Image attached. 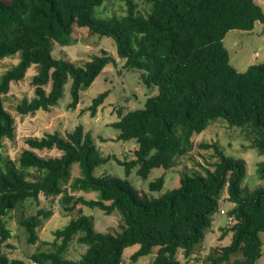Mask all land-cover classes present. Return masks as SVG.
<instances>
[{
	"label": "trees",
	"instance_id": "1",
	"mask_svg": "<svg viewBox=\"0 0 264 264\" xmlns=\"http://www.w3.org/2000/svg\"><path fill=\"white\" fill-rule=\"evenodd\" d=\"M124 1L125 14L96 17L95 8L104 0H0V60L19 54V60L0 73V264H122L124 250L133 245L138 246L129 256L132 262L153 251L149 264H193L196 258L187 262L214 222L224 190L231 203V224L225 230L231 239L210 264L235 253L241 257L231 264H256L263 245L264 161L258 167L263 184L249 190L242 186L243 158L226 155L217 143H201L213 149L216 160L202 172L181 171L178 185L157 197L135 188L127 178L93 171L111 159L124 166L126 176L137 166L136 174L143 179L152 169H170L192 148V136L217 118L229 126L251 127L253 145L264 156V62L238 72L222 42L231 29L249 31L255 22L264 24L262 7L255 0H144L149 10L142 14L134 0ZM76 26L111 38L116 56L103 50L82 66L54 57L53 42L74 44ZM118 60L125 68L140 70L143 83L157 87L142 107L118 109L111 123L118 131L116 140H135L131 159L103 156L82 124L65 135L55 130L28 137L27 147L14 157L5 153L4 141L15 135V119L5 109L3 96L31 64L36 69L30 79L33 95L14 106L21 115L56 106L68 81V106L75 108L80 91ZM108 94L106 89L91 99V116ZM52 149L60 154H39ZM74 163L79 174L70 181ZM163 183L160 175L149 182L148 190L158 191ZM77 190L97 196H75ZM57 196L65 212L77 204L104 214L118 212L117 230L97 231L91 216L79 209L76 217L68 215V222L52 231L51 249H37L26 258L10 255L5 247L12 232L5 217L20 210L17 224L27 243L34 244L43 220L53 214L42 203ZM25 206L32 209L28 215L23 214ZM74 238L87 246L76 260L65 255ZM179 252L184 262L177 258Z\"/></svg>",
	"mask_w": 264,
	"mask_h": 264
},
{
	"label": "rangeland",
	"instance_id": "2",
	"mask_svg": "<svg viewBox=\"0 0 264 264\" xmlns=\"http://www.w3.org/2000/svg\"><path fill=\"white\" fill-rule=\"evenodd\" d=\"M140 13L145 14L149 10L144 0H134ZM264 11V0H255ZM124 0H104V2L95 8L96 17H110L112 15L125 14ZM72 37L74 44L61 46L56 42L52 45V55L70 60L76 65H83L93 56L99 55L103 50L114 56L116 53L114 41L106 36L98 34H88L85 27H75ZM224 47L229 54V63L238 72H243L248 66L264 62V24L255 22L254 28L245 31L231 29L226 32L222 40ZM19 60V54L6 57L0 60V73ZM36 72L35 65L31 64L21 81L11 83L10 89L3 96L5 109L13 114L15 119V135L13 139L5 140V153L11 157L16 156L22 148L27 147L26 139L28 137H41L43 134L52 131H58L61 135L73 130L77 124H82L84 131L91 133L94 143L103 156L114 155L121 160H129L132 157V150L136 146L134 139L123 141L116 140L118 131L111 126V123L118 118L117 110L124 112L129 109L143 106L148 96L157 93L155 85H146L141 80V71L132 70L123 67V60H118L116 65H106L100 74L86 88L80 91V99L75 108L68 106L71 98L69 94V81L63 88V95L56 106L49 111H36L34 113L21 115L15 111V104L23 97L30 98L33 95V87L30 83L31 76ZM109 90V94L103 103L97 108L96 114L91 116L87 110L91 99L103 90ZM255 133L247 124L243 126H229L228 123L217 118L201 132L192 136V148L182 156L177 157L175 165L170 169L155 168L150 171L146 179L136 174V167L130 169L126 176L124 166L117 164L114 160H108L102 165L97 166L93 174L101 176L112 174L118 177L127 178L129 182L137 189H143L150 197L160 196L166 190L172 189L178 185V179L181 171L191 174V171L202 172V167H209L216 160L213 149H205L200 146L201 143H217L224 153L234 158H243L246 164V174L242 181V186L251 190L255 186L263 184L258 174L259 163L264 161V156L259 153L253 145ZM42 156H56L60 152L56 149L43 150L39 152ZM78 165H71L70 181L78 176ZM163 175L164 183L160 190L149 191L148 184L157 177ZM75 196H83L85 199L96 198L94 191L77 190ZM42 206L52 209L53 214L43 220L38 229V240L34 244L26 241V236L21 227L17 224L21 211H10L5 217V226L8 227L12 236L8 240L9 247H5L7 252L15 257L26 258L31 252L37 249H51L52 231L66 224L69 216L76 217L81 212L91 216L94 228L97 231H116L119 223V214L114 211L111 214H104L97 208H86L77 204L72 212H65L59 203V197L49 198L43 202ZM231 203L227 200L225 190L221 196L220 208L213 214L211 227L205 232L202 241L195 245L194 253L190 256L187 263L194 258L195 264H210L211 259L220 255V248L229 244L231 239L230 232L225 231L231 224L227 215ZM24 215L31 213L32 209L25 206ZM69 215V216H68ZM68 217V218H67ZM226 233V234H225ZM263 241L262 256L256 264H264V232L260 233ZM133 245L124 250L122 254V264H149L153 259L154 252L147 256L139 258L132 262L130 254L137 248ZM86 245H81L74 238L67 250L66 257L76 260L84 253ZM240 253L229 256L227 261L219 264H231L236 258H240ZM177 258L184 262L185 259L179 252Z\"/></svg>",
	"mask_w": 264,
	"mask_h": 264
},
{
	"label": "built area",
	"instance_id": "3",
	"mask_svg": "<svg viewBox=\"0 0 264 264\" xmlns=\"http://www.w3.org/2000/svg\"><path fill=\"white\" fill-rule=\"evenodd\" d=\"M34 264V263H33ZM193 264H195V263H193Z\"/></svg>",
	"mask_w": 264,
	"mask_h": 264
}]
</instances>
